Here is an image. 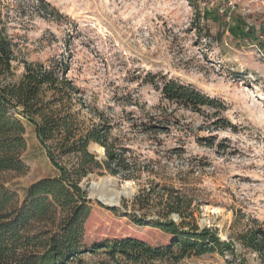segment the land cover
Here are the masks:
<instances>
[{
    "label": "rangeland",
    "instance_id": "rangeland-1",
    "mask_svg": "<svg viewBox=\"0 0 264 264\" xmlns=\"http://www.w3.org/2000/svg\"><path fill=\"white\" fill-rule=\"evenodd\" d=\"M39 1L0 0V26L15 43L13 80L25 62L63 61L100 112L85 109L87 124L111 126L110 143L130 168L93 173L95 190L88 176L82 180L93 196L84 245L125 237L169 243L171 236L124 214L157 218L173 209L169 219L211 228L237 252L178 264H263L237 237L264 228V0H46V9ZM170 79L213 97L217 107L194 111L166 99ZM25 137L26 170L1 174L21 200L31 184L56 175L33 126ZM103 148L89 146L99 160ZM70 264L139 263L89 252Z\"/></svg>",
    "mask_w": 264,
    "mask_h": 264
},
{
    "label": "trees",
    "instance_id": "trees-1",
    "mask_svg": "<svg viewBox=\"0 0 264 264\" xmlns=\"http://www.w3.org/2000/svg\"><path fill=\"white\" fill-rule=\"evenodd\" d=\"M39 3L45 9L50 7L46 0ZM14 59L15 43L6 26H0V264H70L89 252L113 258L119 254L139 264H178L187 256L214 253L237 256L234 244L222 240L211 228L169 219L173 209L157 218L124 214L138 226L155 227L171 236L169 243L154 246L125 237L86 247L85 222L91 215L92 200L81 186L82 180L103 169L120 175L119 167L130 168L110 143L111 126L87 124L85 109L94 115L100 112L87 104L82 90L69 78L68 65L63 61L25 62L23 75L15 81ZM162 93L194 111L217 107L213 97L173 79L164 82ZM26 125L33 126L56 175L31 184L21 200L1 174L26 170ZM92 142L105 148L106 159L99 160L89 150ZM110 209L120 211V207ZM237 239L264 264V228H253ZM236 264L249 263L242 258Z\"/></svg>",
    "mask_w": 264,
    "mask_h": 264
},
{
    "label": "water",
    "instance_id": "water-1",
    "mask_svg": "<svg viewBox=\"0 0 264 264\" xmlns=\"http://www.w3.org/2000/svg\"><path fill=\"white\" fill-rule=\"evenodd\" d=\"M87 179H91V180H93L92 182H93V188L94 189H96V188H98V183L95 181V179H96V175H94V174H90L89 176H88V178ZM86 179V180H87ZM86 180L84 181V183L86 182ZM88 190V189H87ZM92 190V189H91ZM90 190V191H91ZM89 198L91 199V198H93V196L89 193ZM97 200L101 203V204H103L104 206H107V207H109V208H114V207H120L119 205H117V204H113V203H107V202H105V201H103L101 198H98L97 197Z\"/></svg>",
    "mask_w": 264,
    "mask_h": 264
},
{
    "label": "bare ground",
    "instance_id": "bare-ground-1",
    "mask_svg": "<svg viewBox=\"0 0 264 264\" xmlns=\"http://www.w3.org/2000/svg\"><path fill=\"white\" fill-rule=\"evenodd\" d=\"M100 184L101 185H103V183L102 182H100ZM99 185V184H98ZM112 185H113V182L112 183H110V185L109 186H107L106 188L108 189V190H110V189H112ZM104 186V185H103ZM95 190V189H94ZM119 192H121V191H119ZM126 193V192H125ZM119 195V194H118ZM121 195V194H120ZM118 200L119 199H117V202H118Z\"/></svg>",
    "mask_w": 264,
    "mask_h": 264
}]
</instances>
